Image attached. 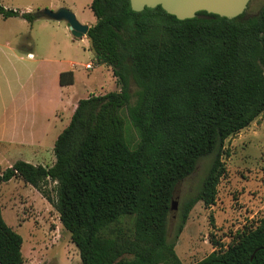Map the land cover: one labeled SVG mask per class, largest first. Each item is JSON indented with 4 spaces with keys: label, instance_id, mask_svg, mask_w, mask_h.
Listing matches in <instances>:
<instances>
[{
    "label": "trees",
    "instance_id": "trees-1",
    "mask_svg": "<svg viewBox=\"0 0 264 264\" xmlns=\"http://www.w3.org/2000/svg\"><path fill=\"white\" fill-rule=\"evenodd\" d=\"M89 8L90 49L119 90L79 99L54 141L53 163L16 160L0 169V183L18 178L39 190L81 264L178 262L167 238L176 184L201 157H212L197 191L181 203L177 237L196 202L214 203L224 140L264 112V5L249 18L199 11L183 20L159 5L133 11L128 0H91ZM0 15L40 17L2 5ZM72 82V71L59 73L60 85ZM48 182L53 196L43 188ZM124 216L134 217L128 234L118 225ZM21 244L0 210V264H22ZM193 264H264V216Z\"/></svg>",
    "mask_w": 264,
    "mask_h": 264
},
{
    "label": "rangeland",
    "instance_id": "rangeland-1",
    "mask_svg": "<svg viewBox=\"0 0 264 264\" xmlns=\"http://www.w3.org/2000/svg\"><path fill=\"white\" fill-rule=\"evenodd\" d=\"M90 2L91 0H0V5L31 13L43 8L56 10L65 7L81 23L83 21L92 25L94 17L89 8ZM263 5L264 0H250L240 15L242 18L256 16ZM63 21L43 17L29 25L20 18H3L0 15V36L11 38L13 32L26 28L31 37L52 38L59 44L57 52L60 57L92 66L89 70L81 66L75 68L77 86L81 87V83L87 80L93 83L95 93L116 91L117 87L119 89L116 80L112 82L109 74L103 70L106 68L95 63L88 48L89 41L84 36L73 37ZM56 23H64L67 30L64 31ZM130 88L131 91L134 90L133 83ZM130 132L134 137V131L131 129ZM37 159L40 160L39 164L53 163L52 147ZM211 159L210 155L201 157L193 172L175 186L172 198L175 208L168 216L167 238L175 243L174 252L178 262L159 264H193L213 250H225L242 233L254 229L264 216L262 112L248 126L224 140L221 160L225 171L216 185L214 203L206 206L202 201L196 202L188 213L182 231L175 236L181 203L197 191ZM43 188L50 196L54 195L53 182H48ZM0 210L5 223L22 237V264H81L69 232L62 227L57 211L39 190L18 178L0 183ZM118 225L126 234L131 233L134 217L124 216Z\"/></svg>",
    "mask_w": 264,
    "mask_h": 264
},
{
    "label": "crops",
    "instance_id": "crops-1",
    "mask_svg": "<svg viewBox=\"0 0 264 264\" xmlns=\"http://www.w3.org/2000/svg\"><path fill=\"white\" fill-rule=\"evenodd\" d=\"M40 18L43 17L36 19ZM35 20L25 21L32 25ZM56 24L67 30L64 23ZM84 37L88 40L87 36ZM58 45L52 38L31 37L26 28L13 32L11 38L0 36L1 170L16 160L39 164L37 157L43 156L46 149H53L57 135L69 123L78 100L107 92L95 93L93 83L87 80L81 83V87L77 86L75 68L84 67V64L60 57ZM88 45L93 54L90 43ZM93 58L95 60L94 54ZM95 63L99 64L96 60ZM99 67H105L103 70L115 82L109 66L99 64ZM85 69H92V66ZM68 70L73 73V82L60 85L59 73Z\"/></svg>",
    "mask_w": 264,
    "mask_h": 264
},
{
    "label": "water",
    "instance_id": "water-1",
    "mask_svg": "<svg viewBox=\"0 0 264 264\" xmlns=\"http://www.w3.org/2000/svg\"><path fill=\"white\" fill-rule=\"evenodd\" d=\"M133 11H142L145 7L154 8L159 5L166 13L174 15L177 19L183 20L192 18L199 11L207 14H216L228 19L235 18L243 13L250 0H128ZM40 17L52 20H64L73 37L87 35L89 26L80 23L75 15L65 7L56 10L43 8L37 11ZM208 18V15H199ZM171 210L175 208L174 200H171ZM253 254L250 256L252 259Z\"/></svg>",
    "mask_w": 264,
    "mask_h": 264
},
{
    "label": "built area",
    "instance_id": "built-area-1",
    "mask_svg": "<svg viewBox=\"0 0 264 264\" xmlns=\"http://www.w3.org/2000/svg\"><path fill=\"white\" fill-rule=\"evenodd\" d=\"M84 68H90V64L89 63L84 64Z\"/></svg>",
    "mask_w": 264,
    "mask_h": 264
}]
</instances>
